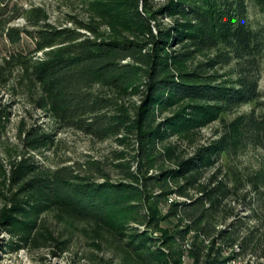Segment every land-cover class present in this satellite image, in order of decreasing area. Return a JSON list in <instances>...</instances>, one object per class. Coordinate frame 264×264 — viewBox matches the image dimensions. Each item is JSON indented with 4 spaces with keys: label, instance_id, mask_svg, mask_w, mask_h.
<instances>
[{
    "label": "trees",
    "instance_id": "obj_1",
    "mask_svg": "<svg viewBox=\"0 0 264 264\" xmlns=\"http://www.w3.org/2000/svg\"><path fill=\"white\" fill-rule=\"evenodd\" d=\"M19 1L0 0V40L12 47L2 73L16 71L19 84L7 93L24 95L54 130H21L24 151L9 169L0 159V179L12 187L0 192V236L8 234L0 250L58 256L80 243V261L184 264L182 244L194 231L200 251L209 247L202 264L234 261L235 225L213 235L206 223L235 190L219 175V157L238 145L264 147V111L257 112L264 19L254 25L248 0H83L86 17L73 15L68 26ZM256 3L264 7V0ZM26 39L33 48H19ZM222 67L230 76L219 73ZM245 104L254 107L224 122ZM9 115L0 107V128ZM219 119L226 132L187 154L201 129ZM60 129L116 147L103 158L39 163L35 156L50 149ZM190 189L196 197L189 198ZM171 194L189 200L171 202L163 213L159 197ZM171 217L179 224L170 231L162 223ZM252 240L253 232L243 237L240 252ZM189 252L200 261L201 252Z\"/></svg>",
    "mask_w": 264,
    "mask_h": 264
},
{
    "label": "rangeland",
    "instance_id": "obj_2",
    "mask_svg": "<svg viewBox=\"0 0 264 264\" xmlns=\"http://www.w3.org/2000/svg\"><path fill=\"white\" fill-rule=\"evenodd\" d=\"M164 0H160L162 2ZM256 1L248 0L249 15L254 23L262 22L264 19V7ZM156 2H159L156 0ZM19 3L26 8L39 6L46 9L49 15V21L56 25H72L71 16L86 17V9L83 6V0H20ZM23 19H17L15 25L23 26ZM101 23V21H100ZM101 31L110 32L109 28L101 23ZM22 49H31L33 44L26 39L19 46ZM12 47L5 41L0 40V107L9 110V121L5 127L0 128V159L5 168L9 169L11 161L24 151V143L20 139V131L29 129L32 126H42L46 130H54L52 124L44 118V116L32 109L29 100L20 93H7L8 89L15 85L18 87V74L2 73L5 67L4 57L8 55ZM229 67L219 69L220 74H228ZM230 76L229 74L225 78ZM260 90L262 93L261 105L257 108V112L264 111V73L260 79ZM253 104H245L234 111L227 112L222 117L226 124L232 122L237 116L247 114L253 109ZM221 119L216 120L201 129L200 135L197 136L191 147H186V153L191 155L197 145L208 144L212 140L219 138L227 127ZM55 142L50 149L37 154L35 157L41 164L48 166H58L62 164H72L74 162H82L88 156L95 158H103L110 155L116 144L113 140L104 142L96 141L80 131L73 129L57 130ZM220 177L226 179L227 183L235 187L233 193L224 199L216 211L215 217L209 221L208 227L213 235L218 230L228 229L232 224L235 225L236 233L239 238L234 249L239 252L236 259L228 264H264V147L256 145H238L231 151L229 155L219 157L217 162ZM215 168L210 169L205 175L206 180L215 172ZM12 187L7 182L0 179V192L9 193ZM159 191L156 188V194ZM196 191L190 189L189 198L196 197ZM186 201L189 199L171 194L168 198L159 197L158 205L160 210L165 213L168 205L174 201ZM4 204V198L0 193V208ZM253 209L258 211V217L253 216ZM51 223V218H49ZM169 223V224H168ZM178 220L171 217L167 223L163 222L164 228L170 231L178 228ZM181 228V226H180ZM253 232V240L247 252H240V241L243 237ZM160 235V233H158ZM195 232L192 231L186 237L182 244L185 250L183 256L184 264H202V260L206 257L209 247L200 251V239L194 240ZM8 238L7 233H3L0 237ZM196 242V245H193ZM204 245L209 246V240L206 239ZM219 244L217 243V246ZM85 248L82 244L77 243L68 252L54 256L49 249H30L25 248L15 253H4L0 250V264H99L98 259L94 261H85L79 259V254ZM201 252L200 261L191 256L189 249ZM194 252V251H193ZM231 252L227 249L225 254ZM76 253H78L76 255Z\"/></svg>",
    "mask_w": 264,
    "mask_h": 264
}]
</instances>
